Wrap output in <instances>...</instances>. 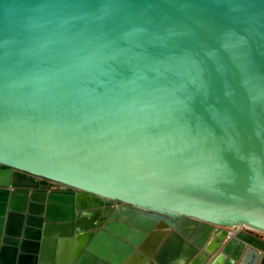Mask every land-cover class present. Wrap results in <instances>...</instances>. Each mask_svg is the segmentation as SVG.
<instances>
[{
    "label": "water",
    "instance_id": "1",
    "mask_svg": "<svg viewBox=\"0 0 264 264\" xmlns=\"http://www.w3.org/2000/svg\"><path fill=\"white\" fill-rule=\"evenodd\" d=\"M263 235L264 0H0V264H264Z\"/></svg>",
    "mask_w": 264,
    "mask_h": 264
},
{
    "label": "flooded vegetation",
    "instance_id": "2",
    "mask_svg": "<svg viewBox=\"0 0 264 264\" xmlns=\"http://www.w3.org/2000/svg\"><path fill=\"white\" fill-rule=\"evenodd\" d=\"M33 187H29V189H32Z\"/></svg>",
    "mask_w": 264,
    "mask_h": 264
},
{
    "label": "rangeland",
    "instance_id": "3",
    "mask_svg": "<svg viewBox=\"0 0 264 264\" xmlns=\"http://www.w3.org/2000/svg\"><path fill=\"white\" fill-rule=\"evenodd\" d=\"M263 237H264V235H263Z\"/></svg>",
    "mask_w": 264,
    "mask_h": 264
}]
</instances>
